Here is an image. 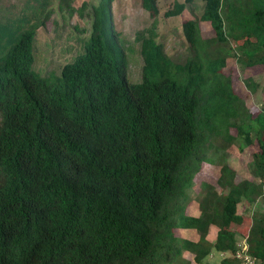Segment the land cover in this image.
I'll list each match as a JSON object with an SVG mask.
<instances>
[{
    "label": "trees",
    "instance_id": "trees-1",
    "mask_svg": "<svg viewBox=\"0 0 264 264\" xmlns=\"http://www.w3.org/2000/svg\"><path fill=\"white\" fill-rule=\"evenodd\" d=\"M73 1L26 0L11 15L0 0V264H196L232 253L238 233L230 225L246 221L238 205L264 199V82L252 110L225 68L234 57L264 77V0H199L201 16L182 22L183 50L140 33L138 76L113 24L115 0ZM197 1L177 2L170 13ZM142 4L158 13V0ZM68 11L88 27L73 35L70 58L45 70L37 66L39 29ZM245 83L253 92L260 85L253 75ZM225 142L258 145L249 176L224 162L217 185L194 190ZM190 228L198 239L177 234ZM244 238L263 264L264 212Z\"/></svg>",
    "mask_w": 264,
    "mask_h": 264
},
{
    "label": "rangeland",
    "instance_id": "rangeland-1",
    "mask_svg": "<svg viewBox=\"0 0 264 264\" xmlns=\"http://www.w3.org/2000/svg\"><path fill=\"white\" fill-rule=\"evenodd\" d=\"M183 0H158V13L155 15L150 14L148 10L143 7L142 0H115L112 5L113 24L115 29L120 33V36L131 48V54L136 60L132 62L131 69L135 76L139 74L140 62V40L137 36L140 33L150 35L151 32L160 34L162 40L166 43L169 51L184 49V36L182 32V22L185 19L200 17L203 11V3L199 0L194 5V9L187 8L182 14H172L171 10L174 9V5L177 2ZM26 0H3L1 7H4L7 14L15 15L19 12L20 8L24 6ZM55 4L57 0H52ZM83 2H97V0H74L73 6L78 8ZM64 17L53 16L47 22L46 27L39 29L36 42V54H37V66L43 69H52L58 67L60 63L64 62L71 56V50L75 45L76 38L81 35L79 28L88 27V19L81 17L79 13H75L70 16L69 11L63 14ZM77 25L78 29H74ZM200 28L205 38H211L213 30L208 22L200 21ZM154 30V31H152ZM159 39V38H158ZM73 44V45H72ZM228 66L225 68L226 73H231L233 86L246 101L252 110L259 109L261 107L260 92H262V86L264 82L263 75L256 70L248 71L242 69L236 62L234 57H229ZM248 75H253L255 83L259 82V87L253 92L245 83V78ZM134 79V78H132ZM236 129L232 128V134H236ZM258 149L257 144L245 147L244 149L239 148L237 142L227 143L225 142V148L222 150L221 157L217 159L215 163L203 164L201 171L198 173L195 182L196 189L198 192L201 190L203 182H210L217 185L218 176L221 171V166L224 162H228L232 167L236 169L239 178L249 176L247 170L250 169V163L252 161L253 153ZM203 147L200 151H203ZM206 161L209 159L205 158ZM198 158L195 156L191 163L186 168L184 176L186 177L191 170L197 165ZM219 188V187H218ZM196 192V191H195ZM200 202L192 199L189 201V209L191 214H200ZM238 212L245 215L246 221L243 225L231 224L230 227L236 230L238 243L241 242L245 234L247 233L248 224L252 221V216L256 213L264 212V199H260L257 203H248L243 201L238 205ZM177 234L192 240L198 239L199 235L194 229H177ZM217 227L212 225L209 228L207 237L210 240L215 238ZM188 258H192L189 252L185 253ZM231 253L223 254V257L230 256ZM216 252L213 255L204 260L203 263L196 264H218L220 259L223 258ZM195 264V263H194ZM264 264V263H263Z\"/></svg>",
    "mask_w": 264,
    "mask_h": 264
},
{
    "label": "built area",
    "instance_id": "built-area-1",
    "mask_svg": "<svg viewBox=\"0 0 264 264\" xmlns=\"http://www.w3.org/2000/svg\"><path fill=\"white\" fill-rule=\"evenodd\" d=\"M230 256L235 258L238 264H258L257 260L249 253L245 238L237 244Z\"/></svg>",
    "mask_w": 264,
    "mask_h": 264
},
{
    "label": "crops",
    "instance_id": "crops-1",
    "mask_svg": "<svg viewBox=\"0 0 264 264\" xmlns=\"http://www.w3.org/2000/svg\"><path fill=\"white\" fill-rule=\"evenodd\" d=\"M215 236H216V235H215ZM213 254H214V253H212L211 255H213ZM217 254H218V253H217ZM224 254H225V253H224ZM219 255L223 257V253H220Z\"/></svg>",
    "mask_w": 264,
    "mask_h": 264
}]
</instances>
